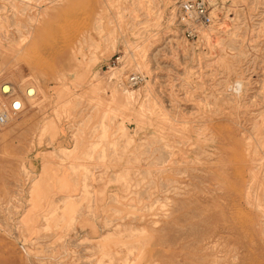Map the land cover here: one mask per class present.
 Instances as JSON below:
<instances>
[{
	"label": "rangeland",
	"instance_id": "374dc122",
	"mask_svg": "<svg viewBox=\"0 0 264 264\" xmlns=\"http://www.w3.org/2000/svg\"><path fill=\"white\" fill-rule=\"evenodd\" d=\"M179 1L0 0V264H264V0Z\"/></svg>",
	"mask_w": 264,
	"mask_h": 264
},
{
	"label": "built area",
	"instance_id": "2783aa9c",
	"mask_svg": "<svg viewBox=\"0 0 264 264\" xmlns=\"http://www.w3.org/2000/svg\"><path fill=\"white\" fill-rule=\"evenodd\" d=\"M173 17L180 31V39L174 45L176 52H181L187 46L206 51L216 50L221 40L228 37L232 31L226 23H221L220 15L211 10L205 0H180L173 11ZM119 63L120 60L116 57L108 62L107 68L114 70ZM125 82L128 88H136L143 82V77L139 73H130ZM20 109L15 107V102L9 104V108L0 109V127Z\"/></svg>",
	"mask_w": 264,
	"mask_h": 264
},
{
	"label": "bare ground",
	"instance_id": "6f19581e",
	"mask_svg": "<svg viewBox=\"0 0 264 264\" xmlns=\"http://www.w3.org/2000/svg\"><path fill=\"white\" fill-rule=\"evenodd\" d=\"M35 93H36V91H35L34 88L28 87V88L25 89V93L24 94L26 95L27 98L32 99L35 96ZM123 93L127 94L126 91H124ZM13 102H15V107L21 108V104H20L19 101H15V99H14L13 101L10 102V105H12Z\"/></svg>",
	"mask_w": 264,
	"mask_h": 264
}]
</instances>
